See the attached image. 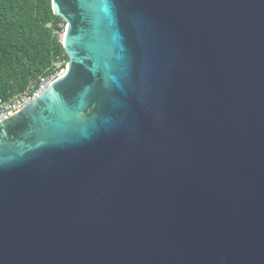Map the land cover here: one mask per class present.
Returning a JSON list of instances; mask_svg holds the SVG:
<instances>
[{
  "label": "water",
  "instance_id": "95a60500",
  "mask_svg": "<svg viewBox=\"0 0 264 264\" xmlns=\"http://www.w3.org/2000/svg\"><path fill=\"white\" fill-rule=\"evenodd\" d=\"M66 73L0 121V264H264V0H52Z\"/></svg>",
  "mask_w": 264,
  "mask_h": 264
},
{
  "label": "trees",
  "instance_id": "16d2710c",
  "mask_svg": "<svg viewBox=\"0 0 264 264\" xmlns=\"http://www.w3.org/2000/svg\"><path fill=\"white\" fill-rule=\"evenodd\" d=\"M50 22H63L52 0H0V97L25 91L64 51Z\"/></svg>",
  "mask_w": 264,
  "mask_h": 264
},
{
  "label": "built area",
  "instance_id": "2783aa9c",
  "mask_svg": "<svg viewBox=\"0 0 264 264\" xmlns=\"http://www.w3.org/2000/svg\"><path fill=\"white\" fill-rule=\"evenodd\" d=\"M47 26L53 28V23L50 22ZM65 27L66 24L63 21L58 24V28L54 27L52 31L62 47L64 46ZM67 63L68 56L65 51L55 54L51 65L37 79L30 80L25 91L14 93L8 98L0 97V121L16 114L38 96L52 81L61 77V72L67 67Z\"/></svg>",
  "mask_w": 264,
  "mask_h": 264
},
{
  "label": "bare ground",
  "instance_id": "6f19581e",
  "mask_svg": "<svg viewBox=\"0 0 264 264\" xmlns=\"http://www.w3.org/2000/svg\"><path fill=\"white\" fill-rule=\"evenodd\" d=\"M66 73V68L61 72V75H64Z\"/></svg>",
  "mask_w": 264,
  "mask_h": 264
}]
</instances>
